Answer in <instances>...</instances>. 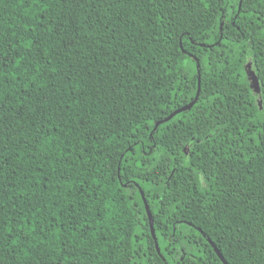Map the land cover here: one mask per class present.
<instances>
[{"label": "trees", "instance_id": "1", "mask_svg": "<svg viewBox=\"0 0 264 264\" xmlns=\"http://www.w3.org/2000/svg\"><path fill=\"white\" fill-rule=\"evenodd\" d=\"M262 102L264 0H0V264H264Z\"/></svg>", "mask_w": 264, "mask_h": 264}, {"label": "water", "instance_id": "2", "mask_svg": "<svg viewBox=\"0 0 264 264\" xmlns=\"http://www.w3.org/2000/svg\"><path fill=\"white\" fill-rule=\"evenodd\" d=\"M199 91H200V84H199V90H198V93H197V96H196L195 100L192 103H190L188 106H185L182 109L177 110L176 113H180V112L185 111V110H190L192 108V106L194 105V103L196 102L198 96H199ZM169 119L170 118H168L167 120H169ZM146 211H147V215H148V219H149L152 235L154 236L153 220H152V215H151V213H150V211L148 209V206H146ZM215 252L219 256V258L222 261V263L223 264H227V262L224 260L223 256L220 254V252L217 249H215Z\"/></svg>", "mask_w": 264, "mask_h": 264}, {"label": "snow or ice", "instance_id": "3", "mask_svg": "<svg viewBox=\"0 0 264 264\" xmlns=\"http://www.w3.org/2000/svg\"><path fill=\"white\" fill-rule=\"evenodd\" d=\"M250 67H251V66H250ZM250 78H251V80H252V85H253V87L256 88L257 91H258V84H257V81H256V77H255V75H254V74H251V75H250ZM260 109H261V111H264V102L261 103V105H260Z\"/></svg>", "mask_w": 264, "mask_h": 264}]
</instances>
